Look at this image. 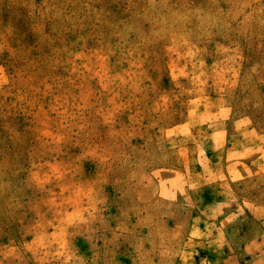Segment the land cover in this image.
<instances>
[{
	"label": "rangeland",
	"instance_id": "obj_1",
	"mask_svg": "<svg viewBox=\"0 0 264 264\" xmlns=\"http://www.w3.org/2000/svg\"><path fill=\"white\" fill-rule=\"evenodd\" d=\"M0 264H264V0H0Z\"/></svg>",
	"mask_w": 264,
	"mask_h": 264
}]
</instances>
